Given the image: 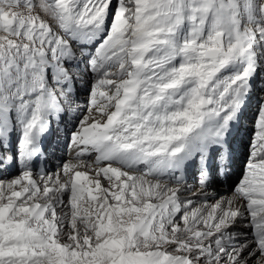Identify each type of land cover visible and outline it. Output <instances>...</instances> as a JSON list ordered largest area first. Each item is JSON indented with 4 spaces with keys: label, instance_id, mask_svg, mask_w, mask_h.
Here are the masks:
<instances>
[{
    "label": "snow or ice",
    "instance_id": "snow-or-ice-1",
    "mask_svg": "<svg viewBox=\"0 0 264 264\" xmlns=\"http://www.w3.org/2000/svg\"><path fill=\"white\" fill-rule=\"evenodd\" d=\"M0 264H264V0H0Z\"/></svg>",
    "mask_w": 264,
    "mask_h": 264
},
{
    "label": "bare ground",
    "instance_id": "bare-ground-1",
    "mask_svg": "<svg viewBox=\"0 0 264 264\" xmlns=\"http://www.w3.org/2000/svg\"><path fill=\"white\" fill-rule=\"evenodd\" d=\"M53 135H54V136H53ZM53 135H52L53 137H56V133H53ZM242 135H243V133H242ZM57 154H59V153H57Z\"/></svg>",
    "mask_w": 264,
    "mask_h": 264
}]
</instances>
